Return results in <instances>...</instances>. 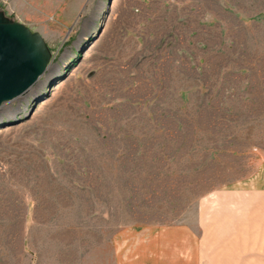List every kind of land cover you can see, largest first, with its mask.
<instances>
[{
  "label": "rangeland",
  "instance_id": "374dc122",
  "mask_svg": "<svg viewBox=\"0 0 264 264\" xmlns=\"http://www.w3.org/2000/svg\"><path fill=\"white\" fill-rule=\"evenodd\" d=\"M0 10L52 53L0 107V264H118L125 231L188 220L264 152V0Z\"/></svg>",
  "mask_w": 264,
  "mask_h": 264
},
{
  "label": "crops",
  "instance_id": "0c3cea01",
  "mask_svg": "<svg viewBox=\"0 0 264 264\" xmlns=\"http://www.w3.org/2000/svg\"><path fill=\"white\" fill-rule=\"evenodd\" d=\"M246 158L249 170L203 197L188 220L125 231L117 263L264 264V152Z\"/></svg>",
  "mask_w": 264,
  "mask_h": 264
},
{
  "label": "water",
  "instance_id": "95a60500",
  "mask_svg": "<svg viewBox=\"0 0 264 264\" xmlns=\"http://www.w3.org/2000/svg\"><path fill=\"white\" fill-rule=\"evenodd\" d=\"M51 57L39 32L0 10V107L27 92L45 73Z\"/></svg>",
  "mask_w": 264,
  "mask_h": 264
}]
</instances>
